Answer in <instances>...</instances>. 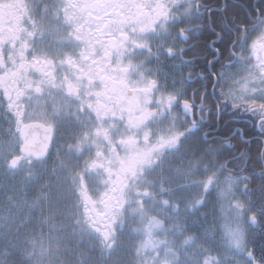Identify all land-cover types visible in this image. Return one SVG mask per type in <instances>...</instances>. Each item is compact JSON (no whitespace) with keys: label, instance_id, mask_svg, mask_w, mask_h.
<instances>
[{"label":"snow or ice","instance_id":"obj_1","mask_svg":"<svg viewBox=\"0 0 264 264\" xmlns=\"http://www.w3.org/2000/svg\"><path fill=\"white\" fill-rule=\"evenodd\" d=\"M3 7L6 12L15 8L19 13L15 26L5 21L10 27H0V88H3L10 111L16 110L26 96L30 103L34 101L41 109L39 115L46 121L70 119L80 122L85 114L100 119L101 111L115 114L118 108L116 101L123 102L124 94L133 85L130 77L135 76L136 82L143 85L142 89L136 90L149 98L145 103H154L160 109L157 113H146L145 118L157 115L171 117L168 135L160 138L152 152H159L164 146L178 148L179 142L188 140L206 121L205 109L210 114L215 111L218 116L226 112L233 117L234 123L239 122L236 118H258L259 127L264 130V59L258 65H251L238 51L230 49L231 62L244 65L249 74L237 80L235 77L239 73L226 76L221 71L219 78L211 81V92L207 91L206 85L202 94H197L199 89H194L191 99H184L181 103L180 98L187 91L184 84L191 83L193 78L192 75L183 77L179 69L192 63L184 56L196 44L178 48L175 40L170 38L175 30V37L187 43L189 33L200 29V25L193 21L203 20L205 27L215 23L204 19L205 16L210 18L214 9L202 0H79L76 3L71 0H19V3L5 0ZM178 9L184 10L177 14ZM257 12L259 18L255 23L258 26L264 23V10L257 9ZM186 23L188 27L177 28ZM234 28L237 38L232 49L242 48L247 40L243 33L249 29L240 24H234ZM231 30L232 26H229ZM227 34L215 33L216 40L208 45L217 57L221 53L213 45ZM259 39L264 40V34ZM153 40L156 41L154 45L150 43ZM140 57H143L142 61L134 62ZM173 59L180 60L179 65L171 66L181 75L180 79L162 73L159 66L155 70L145 67L153 60L159 65ZM218 62L217 59L209 60L207 66L214 67ZM37 74V79L31 78ZM213 75L209 71L208 76L198 78L208 79ZM226 79L233 81V87L228 91L220 88L217 92L220 80ZM101 101L106 103L102 105ZM107 103H112L113 107L109 109ZM177 107H182L184 119L179 115L172 116ZM197 108L201 114L199 120L191 119L193 109ZM120 111V119L123 120L124 110ZM137 111L142 112L143 109ZM210 135V132H205L203 137L206 145L203 153L208 160L198 161V165L203 166L201 171L206 174V178L199 181L203 195L188 209L194 215L197 214L194 211L197 206L212 203L209 198L213 192L219 191L220 196L232 194V185L237 178L229 175L220 181V173L228 170L229 163L237 159L243 161L246 155L242 152L236 157L230 152L228 159L219 161L217 158L221 156L222 149L233 146L223 137L217 145L215 138L208 139ZM259 176L264 184V171ZM238 179L251 182L249 176ZM221 183L226 188L219 189ZM240 191L249 197L251 195L247 184ZM230 207L240 213L245 210V205L239 200L230 201ZM199 219L201 216L198 215L193 224ZM248 223L261 227L255 213L249 214ZM226 234L230 255H223L218 260L212 258V264H264V249L257 258L256 249L243 242L238 228L226 226ZM205 238L212 239L208 235ZM203 264H209V258H205Z\"/></svg>","mask_w":264,"mask_h":264},{"label":"flooded vegetation","instance_id":"obj_2","mask_svg":"<svg viewBox=\"0 0 264 264\" xmlns=\"http://www.w3.org/2000/svg\"><path fill=\"white\" fill-rule=\"evenodd\" d=\"M222 6L217 4L218 0H202L203 3L210 5L214 9V14L209 18L205 16V20H214V24L204 26L203 20L193 21V23L199 24L200 29L195 33H189L190 39L185 43L183 40L175 37V30L170 39L175 40V44L178 48H186L189 45L196 44V47L189 51L184 59L192 61L191 64L184 65L179 69V73L183 77L192 75L193 81L191 83L185 82L184 87L187 89L184 96L180 98L181 103L184 99H191L194 95V89H199V93L202 94L205 91V85L207 91H212V80L219 78L221 71L226 73V76L235 74L237 71L238 62H231V52H240L245 49H232L233 42L237 38V32L235 31L234 24H240L247 27L249 30L243 35L247 36V42H249L248 36L258 26L255 21L259 18L257 9L264 10V3L260 4L261 0H252V8L246 7V19L240 18L241 21L246 23H238L236 18L238 14H230L229 18L223 13L227 8V0H220ZM29 2V0H24ZM76 3L79 0H71ZM137 2H143V0H137ZM230 7L235 3H242L244 0H230ZM13 3H19V0H13ZM5 0H0V27L8 29L10 25L4 23L5 21L15 26L19 13L15 8L4 10ZM184 9H178L177 14L183 12ZM203 12L204 10L201 9ZM229 26H232V30L229 31ZM179 27H188V24L178 25ZM228 33L224 36V39L213 45L221 55L216 56V53L212 51L208 45L212 41L216 40L215 33ZM156 41H150L151 44H155ZM244 44H246L244 42ZM243 44V45H244ZM257 48L254 52L247 53L245 58L251 65L260 63L262 59V47L264 44L257 43ZM153 52L156 51L153 46ZM241 52V54H242ZM143 57L134 61L139 63ZM217 59L219 62L214 67L209 68L207 61ZM161 60H164L161 57ZM179 65V59L168 60L165 63L157 64L155 60L151 64L145 65L146 68H152L155 70L157 66L160 67L162 73H168L170 76L180 79L181 75L177 74L172 65ZM209 71L215 74L208 79H199L198 76H208ZM37 79L38 74L31 77ZM133 81V85L129 86L127 92L124 94L123 102L117 100L118 108L115 114H105L103 111L100 113V119L90 117L85 114L80 122L74 120H63L60 122H54L51 120H45L41 118L39 112L41 109L37 108L35 102H29L25 96L14 111L8 109L7 98L4 97L3 88H0V110L3 112L4 118L0 116V127L8 129L9 140L17 141L19 144V151L16 155H20V146L22 144L20 129L22 126L36 128L39 133L45 132L49 129L51 132V139L49 142V148L46 152V156L43 159H35L32 156H24L22 161L27 162H42L46 160H54L60 157L67 158L69 153L74 148V159H87L91 155L94 157V166L92 168H98L110 178H118L116 183L117 187L111 188L109 193L106 188L102 193V197L99 201H96L94 197L90 195L85 187H82L83 199L89 206V211L85 214V223L97 234V236L103 241L104 244H115V239L112 235L114 232V213L122 210L123 203L118 196L128 195L127 191H131L130 194L135 196L152 197L153 208L146 215L143 230L145 232L144 241L148 243L149 249L152 252L153 264H191V251L189 248V238L191 233L196 234L195 225H200L198 222L194 225L193 221L197 220L200 216L201 206H197L196 215L189 212L193 203L202 198V189L200 184L195 188V192L191 193H160L156 186L148 187H130L129 183L125 181L126 173L123 172V165L126 162L138 161L143 163L144 168H139L137 172L142 173L144 176L158 174L160 166L167 161H181L185 159L189 161L192 158L194 152L198 158V161L202 159V148L206 145L203 143V137L205 132H210L209 140L215 138L216 144L219 145L221 138H227L232 148L225 147L222 149V154L217 159L224 161L228 159V153H233L236 157H239L240 153H246L243 161L237 159L233 163L228 164L229 175L237 173L240 170V164L242 167L248 166L249 174L253 178L254 168L257 162L261 163L264 168V130L259 127L258 118L245 117L242 124L239 122L234 123L233 117L229 114L221 113L219 116L213 111L211 114L205 109L204 115L206 121L202 124L199 131L193 133L188 140L179 142L178 148H169L164 146L159 152H152V149L157 147L158 141L162 136H167V130L170 128L171 117H161L159 115L145 118L146 113H157L160 109L153 103H145L149 98L143 95L142 92H138L136 89H142L143 85L137 83L135 76L130 77ZM233 85L231 79L220 80V84L217 88L219 92L220 88L227 91ZM98 90V89H97ZM157 96L159 93L156 94ZM102 105L105 101L100 102ZM199 103V100H197ZM107 107L111 109L112 103H107ZM124 110V119L121 120V111ZM137 109H143L142 112H138ZM179 115L181 119H184L182 107H177L172 112V116ZM199 109H193L191 119L199 120ZM5 124V125H4ZM239 129V131H237ZM183 130V129H181ZM95 146V148H93ZM185 147L189 150V157L186 153H181L185 150ZM259 153V155H258ZM15 155V156H16ZM215 158V157H214ZM195 161V160H194ZM108 163H119L117 169H113ZM142 164V165H143ZM161 164V165H160ZM141 167V166H140ZM173 167V165H171ZM202 168V165H201ZM175 169V168H173ZM202 173V171L200 170ZM190 175V173L188 172ZM199 172H196L198 175ZM111 175H114L112 177ZM190 190L192 187L188 186ZM164 190H168L164 187ZM173 191H181L180 187H173ZM201 190V191H200ZM91 196V197H90ZM86 197H90L87 202ZM138 200L141 209H143V198H136ZM122 200H127L123 197ZM123 203V204H121ZM103 207L106 210H96V206ZM111 216V217H109ZM188 246V247H187ZM199 251V250H198ZM195 263H202V253H198L195 256Z\"/></svg>","mask_w":264,"mask_h":264},{"label":"rangeland","instance_id":"obj_3","mask_svg":"<svg viewBox=\"0 0 264 264\" xmlns=\"http://www.w3.org/2000/svg\"><path fill=\"white\" fill-rule=\"evenodd\" d=\"M262 34L264 23L250 32L249 42L245 41L246 44L241 48L245 50L240 55H252L256 44L264 43V40L259 39ZM235 73H239L235 77L237 80L249 74L242 64L238 65ZM10 138L7 129L0 130V264H152V252L144 241L143 230L145 217L154 206L152 197L135 196L130 194L131 191H127L128 195L118 196L126 205L122 206L124 211L114 213L112 237L116 242L114 245L104 244L85 223V214L90 208L83 199L81 188L85 187L99 201L104 188L109 193L111 188L117 187L118 178H110L98 168H92L93 155L87 159H74V148L67 158L34 164L25 161L18 169L11 170L9 160L18 153L19 144ZM185 153L189 157L186 147L179 156ZM192 153L189 161L167 159L160 164L158 174L153 176L137 172L139 168H144L143 163L126 162L123 165L125 181L130 187L156 186L160 193H193L206 174L200 172L201 165H198V158ZM202 159L205 162L208 160L203 148ZM108 164L113 169L120 165ZM227 176L228 173L224 171L220 173L219 180L224 181ZM240 176L244 175L234 176L237 179L232 185L231 195L220 196L219 191L213 192L209 198L212 203L202 206L201 224L195 225L196 234H189L191 264H196L192 260H196L198 253H202V263L198 264H203L205 258H209V264H212V258L218 260L223 255H230L227 252L229 239L226 226L238 228L243 235V242L250 248L248 235L255 226L248 223V216L256 214V211L240 191L247 184V181H239ZM180 186L181 191L171 190ZM164 187L168 190H164ZM224 188L226 185L221 183L219 189ZM123 197L127 200H122ZM137 197L143 198V209ZM232 200H239L245 205L243 213L230 207ZM95 209L106 210L98 205ZM206 235L212 239L206 240Z\"/></svg>","mask_w":264,"mask_h":264},{"label":"trees","instance_id":"obj_4","mask_svg":"<svg viewBox=\"0 0 264 264\" xmlns=\"http://www.w3.org/2000/svg\"><path fill=\"white\" fill-rule=\"evenodd\" d=\"M252 0H244L242 3H235L233 6L230 7V0H227V8L224 9V14L229 18L230 20V14L235 15V13L238 14V17L236 18L238 23H246V21H241L240 18L246 19V7L252 8L251 5ZM264 3V0H261L260 4ZM217 4L219 6H222V3L220 0H218ZM242 124V121L239 122V125ZM259 155V153H258ZM249 171L251 173V170H248V166L246 165L244 173L246 176H250ZM264 171L262 168L261 163L257 162L254 168L253 178H251V182L247 181V186L251 190L250 197L246 195V201L247 203L253 207L256 211V216L260 222L261 227L255 226L253 230L249 232L248 235V241L250 244V248L256 249V255L257 258H259L260 252L262 249H264V184H262V178L259 176V173Z\"/></svg>","mask_w":264,"mask_h":264},{"label":"water","instance_id":"obj_5","mask_svg":"<svg viewBox=\"0 0 264 264\" xmlns=\"http://www.w3.org/2000/svg\"><path fill=\"white\" fill-rule=\"evenodd\" d=\"M264 56V52H263ZM26 127L22 128L23 146L21 148L22 153H31L34 157L43 158L49 145V139L51 137L50 131L40 132L33 128L32 130H26ZM21 157H15L10 161V168L15 169L19 166Z\"/></svg>","mask_w":264,"mask_h":264},{"label":"bare ground","instance_id":"obj_6","mask_svg":"<svg viewBox=\"0 0 264 264\" xmlns=\"http://www.w3.org/2000/svg\"><path fill=\"white\" fill-rule=\"evenodd\" d=\"M8 138H9V137H8ZM90 195H91V194H90ZM91 196H92V195H91ZM91 196H90V197H91ZM90 197H89V198H90ZM92 197H93V196H92Z\"/></svg>","mask_w":264,"mask_h":264}]
</instances>
